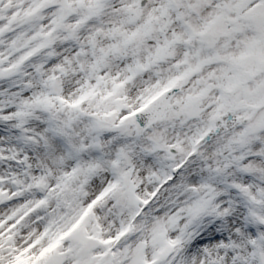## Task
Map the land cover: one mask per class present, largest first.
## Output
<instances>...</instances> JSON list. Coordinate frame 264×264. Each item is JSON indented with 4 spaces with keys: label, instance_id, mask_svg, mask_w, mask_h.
I'll list each match as a JSON object with an SVG mask.
<instances>
[{
    "label": "snow or ice",
    "instance_id": "obj_1",
    "mask_svg": "<svg viewBox=\"0 0 264 264\" xmlns=\"http://www.w3.org/2000/svg\"><path fill=\"white\" fill-rule=\"evenodd\" d=\"M0 264H264V0H0Z\"/></svg>",
    "mask_w": 264,
    "mask_h": 264
}]
</instances>
